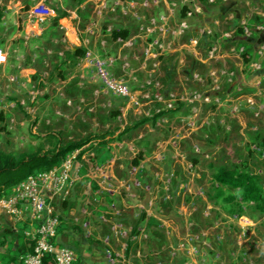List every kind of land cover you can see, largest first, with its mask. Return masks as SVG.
Here are the masks:
<instances>
[{"label": "rangeland", "instance_id": "rangeland-1", "mask_svg": "<svg viewBox=\"0 0 264 264\" xmlns=\"http://www.w3.org/2000/svg\"><path fill=\"white\" fill-rule=\"evenodd\" d=\"M83 2L84 0H47V5L54 11V16L37 27L29 16L32 6L29 0H0V48L7 54L6 64L0 67V151L18 156L21 153L49 151L57 142L64 145L90 138L91 141L81 149L82 153L77 159L79 160L82 155L91 153L100 145L103 146L124 134L132 135L137 131L150 134L152 130L157 138L163 139L158 145L156 144L158 139L152 137L147 139L138 146L142 150L138 151L133 160L139 157L143 159V155H149L155 164L164 166L166 154L172 149L170 144L172 141L170 143L167 141L171 132H174L168 127L171 123L164 120L181 113L178 128L181 130L180 133H188L190 136L187 143L189 160L192 165L197 164L205 171L199 178L195 175L198 178L199 189L192 188L191 191L200 190L207 197L204 207L197 199L190 201L189 198L188 203L187 200L184 202V205L187 204L188 213L196 208L194 216H197V213L202 215L207 213V217L202 216L204 219L200 217L201 223L194 218L191 232L193 234L187 238L191 248L190 256L192 255L193 261L196 259L199 264H264V211L256 209L252 203L241 202L235 190L226 186L221 187L213 180L218 169L235 167L257 176L264 195V146L261 142L264 136V127L261 125L264 109L259 108L256 111V119L245 110L241 112V117L247 118L248 127H251L247 136L242 135L246 133V129L238 127L232 131L235 141H227L231 133V128L226 129L231 116L227 110V115L221 116L226 123L219 127L214 124L213 127L218 135L223 136L226 133L227 137L205 146L200 137L199 119L203 114L213 111V95L210 96V104L206 108L194 102L198 100L197 93L202 92L203 88L205 91L214 92L211 89L214 85L209 79V72L216 69L225 70L221 74L226 78L220 79L222 82L218 84L220 88H228L229 83L233 81V72L226 73V70L229 72L231 70L227 66L221 67L220 62L213 58L217 52L212 51L214 40L210 38L213 31H201L205 35V42L201 47L205 56L211 58L210 62L192 67V71L186 73L188 76L186 79H182V72L185 69L178 63L180 69L174 76V83L177 82V86L172 88L177 94L172 93L176 101L172 109H167L164 103L155 100L151 102L145 96L160 92V95L163 94V101L168 99V94L164 93L166 92L164 90L170 88L167 83L170 80L166 74L167 61H164L162 56L168 54L170 49L167 50L165 44L171 41L172 36L167 33L165 37H161L162 40L168 39L167 42L164 41L165 44L163 43L165 52L160 57L157 55L159 62L155 61L153 66L147 57L145 59L146 54L149 56L147 51L157 57V48L150 47V40L146 41L139 35L140 38L137 39L139 41H135V50L137 49L135 51L124 42L113 44L110 37L106 36L111 30L92 29L94 33L91 34L86 28L91 14L85 5L83 8L80 7ZM245 26L251 35L253 30L246 23ZM242 27L239 22V28L243 32ZM75 34L81 44L76 41ZM94 38L99 41L83 45V41L91 42ZM178 44H181V39L175 45ZM118 47H121L122 52L125 51L126 59H123L122 53L117 54ZM76 48L85 50V56H71ZM240 50L244 52L243 48H236L231 54L236 53L235 55L241 58L243 52L240 53ZM87 53L101 57L113 56L116 58V66L119 64L122 67L127 64L114 76L110 72L111 69L108 70V74L109 77L122 79L132 95L136 88H139L141 94L136 95L139 106L128 100L129 97L117 96L112 92L106 95L102 92L106 87L97 77L95 69L93 72L95 74L88 73L85 79L79 77L92 67ZM133 56L139 57L138 60L133 59ZM144 62V69H139ZM90 75L95 77L91 79ZM200 79L204 80L205 85L199 88L197 80ZM148 81L151 82V86L147 85ZM182 88H186L189 93L196 92L190 97L193 105L189 108L180 105L187 102L179 97L183 92ZM145 118L154 121L148 123V126L133 128L136 122ZM183 119L184 121H181ZM116 131H119V134L112 138ZM106 136H110V139L106 140ZM230 145H233L232 148ZM213 147H220L221 152L203 158L197 151L202 148L213 150ZM230 149L232 153L229 155ZM15 224L7 214H0V264L1 256L10 254L15 248L16 239L12 231ZM204 232H208V241L204 236H196Z\"/></svg>", "mask_w": 264, "mask_h": 264}, {"label": "crops", "instance_id": "crops-1", "mask_svg": "<svg viewBox=\"0 0 264 264\" xmlns=\"http://www.w3.org/2000/svg\"><path fill=\"white\" fill-rule=\"evenodd\" d=\"M84 5L91 14V18L86 23V28L91 34L94 33L92 29L95 31L103 28L107 31L111 30V33L113 30H123L127 32V37L121 41H118L120 38L113 40L111 33L106 36L110 37L113 44L124 42L133 50H135V41H139L137 40L140 38L139 35L146 41L150 40L149 42L160 36L158 33L152 36L144 35L141 26L146 27L149 20L155 19L159 25L166 27L168 34L172 36L171 41L166 43L167 50L168 48L170 50L168 54L163 53L162 56L164 61H167L166 74L171 81L167 82L170 88L164 90L168 95L172 93L177 95L172 88L177 86V82L174 83V76L180 69L178 63L185 69L182 72V79H186L188 77L186 73H189V70L191 72L192 67L211 61L202 50L201 45L205 42V35L201 31L212 30L213 35L210 39L214 40V48L217 50L213 58L220 62L221 67L227 66L231 70L230 72L226 70V73L233 72V81L229 83L228 88H220L218 85L222 83L220 79L226 78L221 74L225 70H211L208 75L214 85L211 88L214 92L205 91V88L202 92L198 91V100L194 104L206 108L210 104L211 95L214 99L213 111L203 114L199 119L201 140L205 146L227 137L226 133L223 136L218 135L213 128L214 124L219 127L226 123L221 116H226L227 110L231 114L226 127V129L231 128L227 141H235L232 131L238 127L246 129V133L242 135H249L248 131L251 129L248 127L249 120L241 117V112L245 110L256 119V111L259 108L264 109L262 103L264 51L258 53L261 46H264V0H213V2L209 0H84L80 7L83 8ZM188 11L192 12L191 17H186ZM161 18L166 21L161 22ZM184 20L188 24V29L182 35L173 36L172 32ZM242 21L253 30L250 37L244 35L239 28V22ZM258 27L262 28L261 31ZM75 39L81 44L76 34ZM180 39L181 44L175 45ZM167 40L165 39V42ZM97 41L99 39L95 38L91 42L83 41V45L94 44ZM142 43L145 44L144 41ZM121 47H118L117 54L122 53L123 59H126L125 51L122 52ZM236 48H243L241 58L239 55L236 56V53L231 54ZM146 57L154 66L160 55L155 59L152 54L149 56L146 54L145 59ZM138 58L135 56L133 59L138 60ZM144 66L145 62L139 69H144ZM121 69L118 64L110 72L114 76ZM93 72H95L94 68L90 67L79 77L85 79L88 73ZM94 77L95 75H90L91 79ZM197 81L199 88L205 85L204 80ZM182 91L179 97L187 102L180 105L189 108L193 105L190 97L196 92L189 93L186 88H182ZM102 92L106 95L111 94L106 89ZM138 94L141 93L139 88H136L133 98L137 100ZM180 115L181 113L172 115L173 118L167 117L164 120L170 122L168 127L174 130L167 141V143L172 141L170 143L172 149L166 154L164 166L155 164L149 155H143V159L139 157L133 160L138 151L142 150L138 146L147 139L151 137L158 139L156 141L158 145L163 138H157L152 130L150 134L139 131L133 132L132 135L127 133L103 146L100 145L95 151L86 153L77 160L80 178L74 184L69 196L66 198L50 196L52 206L60 216L55 241L75 251V264H199L196 259L193 261L192 255L189 254L191 248L187 238L193 234L191 232L194 218L201 223L199 219H204L202 216L207 217V213L203 215L197 213L198 215L194 216L196 208L188 213L187 204L184 205V202L187 200L188 203L190 198V201L197 199L203 207L206 205L207 197L203 192L191 191L192 188L199 189L197 179L205 171L197 164L192 165L189 160L187 143L190 136L188 133H180L181 130L178 128ZM262 121L261 125L264 127V117ZM144 125L148 126V123ZM254 129L257 130V127L254 126ZM118 134L119 131H116L111 137L115 138ZM105 139L109 140L110 136H106ZM261 142L264 146V136ZM232 146L230 145V148ZM197 151L203 158H207L220 153L221 148L213 147V150L202 148ZM230 153H232L231 149L229 155ZM18 229L19 226L15 224L13 235H16ZM207 234L208 232H204L196 236H204L208 241ZM196 236L192 237L196 238ZM17 244L16 240L14 249Z\"/></svg>", "mask_w": 264, "mask_h": 264}, {"label": "built area", "instance_id": "built-area-1", "mask_svg": "<svg viewBox=\"0 0 264 264\" xmlns=\"http://www.w3.org/2000/svg\"><path fill=\"white\" fill-rule=\"evenodd\" d=\"M29 1L32 5L29 10V16L34 20L35 26L39 27L45 20L54 16V11L47 5V0ZM209 1L213 2V0ZM191 16L192 12L188 11L186 17ZM165 21L164 18H161V22ZM241 25L243 26V33L249 36L250 32L246 28L245 22L242 21ZM162 26L155 19L149 20L146 27L141 26L145 36H152L155 33L160 35L158 36L160 38H154L150 44V47L157 48L156 56L165 52L164 41L166 38L162 40L161 37H165L169 33L166 27ZM187 29V22L185 20L181 21L178 28L172 32L173 36L182 35ZM260 29L262 28L258 27V30ZM118 41H121V39ZM214 50L216 49L213 48L212 51ZM259 50L258 53H263L264 46H261ZM242 52L240 50V53ZM147 53L151 55L149 51ZM152 56L155 57L154 54ZM87 57H90L91 65L107 91L117 96L129 97V100L139 106L140 103L133 98L122 79L109 77L108 70L114 67L116 58L113 56L101 57L90 53H87ZM6 62L7 54L0 48V67L5 65ZM126 66L127 64L125 63L122 68ZM147 85L151 86V82L148 81ZM167 97L168 99L163 101L162 95L158 93L151 94L148 97L145 96L151 102L155 100L156 102L164 103L167 109H172L176 98L173 94H169ZM81 151L79 149L67 154L64 161L57 167L28 176L16 185L6 198L0 200V213L7 214L16 224H25L27 227L24 231L25 238L33 244L32 251L23 257L22 264H43L46 256H50L54 264H75V251L55 241L60 216L53 208L50 196L54 195L60 198L69 196L74 184L80 178L77 159Z\"/></svg>", "mask_w": 264, "mask_h": 264}, {"label": "trees", "instance_id": "trees-1", "mask_svg": "<svg viewBox=\"0 0 264 264\" xmlns=\"http://www.w3.org/2000/svg\"><path fill=\"white\" fill-rule=\"evenodd\" d=\"M126 37L127 32L123 30H113L111 33L113 40L117 38L125 39ZM70 55L84 57L85 50L76 48ZM151 121L154 120L149 118L142 119L136 122L133 128L151 123ZM90 141V138H86L64 145L57 142L56 146L49 151L21 153L18 156L0 151V200L6 198L11 190L28 176L59 166L67 154L82 149ZM213 180L219 185L235 190L241 202L252 203L256 209L264 211V195L257 176L240 171L235 167H223L217 170L213 176ZM17 225L19 226L15 235V239L18 242L17 247L10 254L1 256V264H22L23 257L32 251L33 244L24 235V231L27 229L26 225L23 223H18ZM43 264L54 263L50 256H46Z\"/></svg>", "mask_w": 264, "mask_h": 264}]
</instances>
